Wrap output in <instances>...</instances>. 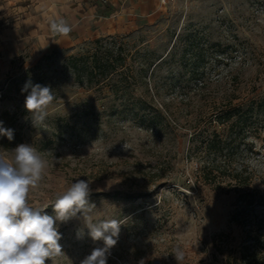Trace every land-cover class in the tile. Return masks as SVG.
Here are the masks:
<instances>
[{"label": "rangeland", "instance_id": "rangeland-1", "mask_svg": "<svg viewBox=\"0 0 264 264\" xmlns=\"http://www.w3.org/2000/svg\"><path fill=\"white\" fill-rule=\"evenodd\" d=\"M61 18L72 27L67 37L50 30ZM108 38L146 69L125 97L112 92L120 77L88 88L65 69ZM42 59L39 84L54 96L42 124L33 125L22 90L0 95V115L14 112L5 127L21 133L17 145L32 144L47 161L28 203L52 214L57 194L88 179L97 217L122 223L107 264H177L176 249L180 264L237 257L246 237L232 221L239 193L264 192V113L254 106L264 96V0H0V84ZM217 113L231 121L214 122ZM214 131L223 140L218 161L248 186L201 172L214 158ZM2 139L0 152L11 154L17 145L7 150ZM259 215L264 232V209ZM81 226L60 225L63 254L46 264H80L102 246L77 239Z\"/></svg>", "mask_w": 264, "mask_h": 264}, {"label": "clouds", "instance_id": "clouds-1", "mask_svg": "<svg viewBox=\"0 0 264 264\" xmlns=\"http://www.w3.org/2000/svg\"><path fill=\"white\" fill-rule=\"evenodd\" d=\"M50 30L67 37L72 27L61 18L50 22ZM25 91L28 94L24 107L36 127L48 115V107L54 100L52 89L29 81L22 88ZM0 136L11 141L14 130L5 128L0 121ZM46 167L47 161L32 144L21 143L11 154L0 152V264H46L62 255L59 227L73 219L82 225L76 231L77 239L87 235L93 242H102L80 264H107L111 249L118 242L121 221L97 217L96 204L90 200L92 190L88 179H76L57 194L51 205L52 214L45 208L30 205L29 192L38 187ZM174 256L177 264L184 259L180 249L175 250Z\"/></svg>", "mask_w": 264, "mask_h": 264}, {"label": "trees", "instance_id": "trees-1", "mask_svg": "<svg viewBox=\"0 0 264 264\" xmlns=\"http://www.w3.org/2000/svg\"><path fill=\"white\" fill-rule=\"evenodd\" d=\"M95 44L96 47L92 52L70 56L65 62V69L72 74L76 83L88 88L102 89L111 84L115 77H120L117 81L118 85L116 87L113 85L111 88L116 96L122 93V96L125 97L129 85L137 83L138 78L143 79V73L146 71L144 65L139 67L138 70L129 65L127 61L130 52L126 51L123 45H119L115 38L98 39ZM50 58L51 56L43 57V59ZM43 59L24 74L11 77L5 85L0 84L1 97L5 99L8 96L18 94L26 82L39 84ZM23 94L27 96L28 92L25 91ZM254 106L257 113H264V96L254 102ZM13 115L14 112L10 110H6L0 115V121L3 122L4 127L6 126V118L13 117ZM231 118L227 113H217L212 119L214 122L223 125L228 124ZM5 128L14 130L13 140L9 141L7 137L2 139L5 149L11 150L22 141V136L14 124ZM222 144L223 140L216 131L207 137V148L212 151L214 158L210 163H206L201 167V172L206 178H211L210 176L216 172L224 175L230 174L234 179L241 182L242 186H248L249 181L247 178L240 177L238 174L233 175L228 168L222 167L218 161L219 153L223 149ZM214 177L216 178V175ZM260 209H264V192L251 189L239 193L232 221L245 230L246 237L244 243L240 246L239 255L237 257H227L228 264H264V232L263 226L259 225L263 217L259 215Z\"/></svg>", "mask_w": 264, "mask_h": 264}, {"label": "built area", "instance_id": "built-area-1", "mask_svg": "<svg viewBox=\"0 0 264 264\" xmlns=\"http://www.w3.org/2000/svg\"><path fill=\"white\" fill-rule=\"evenodd\" d=\"M163 4L174 3L178 0H160ZM186 1H198V0H186Z\"/></svg>", "mask_w": 264, "mask_h": 264}]
</instances>
